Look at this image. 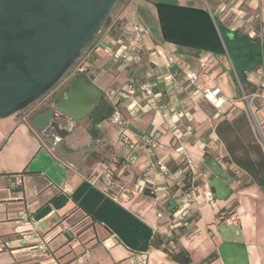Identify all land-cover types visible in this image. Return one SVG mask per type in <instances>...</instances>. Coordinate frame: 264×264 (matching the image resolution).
Returning <instances> with one entry per match:
<instances>
[{
	"label": "crops",
	"instance_id": "obj_1",
	"mask_svg": "<svg viewBox=\"0 0 264 264\" xmlns=\"http://www.w3.org/2000/svg\"><path fill=\"white\" fill-rule=\"evenodd\" d=\"M245 1L259 20L258 28L249 33L260 37L264 58V0ZM237 7L221 2L214 11L216 15L240 14L230 32L246 26L253 18L248 10ZM218 20L224 25L227 19ZM149 42L150 37L143 46L149 52L145 57L140 55L138 62L149 61L153 69L173 74L182 84L181 89L166 86L170 95L168 113L156 105L162 94L158 88L146 103L142 100L147 94L141 89L142 96L128 106L132 116L127 115L121 122V94L115 96L114 88H103L98 79L85 73L104 97V107L89 120V133L82 122L64 125L71 129L70 133L64 138L57 135L54 144H47L32 124L33 118L48 107L46 103L27 121L22 113L0 119V264H132L135 255L145 256L146 264H179L163 250L154 248L152 239L165 232L160 226L163 215L158 217V206L172 198L191 207V195L172 189L187 172L200 181L195 194L198 216L176 231L178 236L170 242L172 249H184L190 256L189 264H264V190L221 160L226 150L215 133L221 114L217 110L208 116L195 103L192 91L186 89L189 49L169 50L160 43H152L150 48ZM180 75L181 79L177 78ZM258 75V71L248 74V80L264 97V89H260L264 83ZM215 85L221 88L219 83ZM260 113L258 129L264 140ZM231 116L229 113L228 118ZM110 127L119 132L121 128L123 132L131 131L138 138L158 132L160 144L153 152L138 145L127 156L129 159L111 149L106 157L116 162L125 160L119 168L108 169L107 165L88 160V156H80L79 148L89 147L92 140L103 139L109 145ZM76 131L80 137L73 138ZM134 153L136 161L126 166ZM162 168L169 175L165 176ZM107 172H113L111 187L100 179ZM135 179L139 180L138 191L126 194L128 189L122 186ZM144 190L155 197L143 194ZM207 190L214 196L211 203L204 201ZM25 212L38 222L48 255L24 240L30 229L22 220ZM231 216L239 219V226L227 223ZM105 242L113 246L106 248Z\"/></svg>",
	"mask_w": 264,
	"mask_h": 264
},
{
	"label": "water",
	"instance_id": "obj_2",
	"mask_svg": "<svg viewBox=\"0 0 264 264\" xmlns=\"http://www.w3.org/2000/svg\"><path fill=\"white\" fill-rule=\"evenodd\" d=\"M120 0H0V119L17 115L48 95L109 27ZM162 39L175 47L227 55L217 22L207 9L153 4ZM99 88L85 73L33 118L38 130L70 128L55 117L92 121L104 106Z\"/></svg>",
	"mask_w": 264,
	"mask_h": 264
},
{
	"label": "rangeland",
	"instance_id": "obj_3",
	"mask_svg": "<svg viewBox=\"0 0 264 264\" xmlns=\"http://www.w3.org/2000/svg\"><path fill=\"white\" fill-rule=\"evenodd\" d=\"M166 3L171 5H180V6H190V7H197V8H203V9H211L215 11L218 4L221 2L223 3H230L232 7H237V9L240 10H248V4L245 0H120L116 7L114 8L112 14H111V23L109 26H111L110 31L107 32L112 40H118V39H126L130 32L129 28L131 27V24L138 20L142 25H144L150 32V41L149 46L150 48H153V44H164L169 50H180L179 47H175L173 45L167 44L163 41L161 32L159 29V24L156 16V11L153 6L154 3ZM249 15H252V20L249 21V23L239 28L241 30L242 34H250V29L258 28L259 26V20L257 16L253 13H251L248 10ZM217 18H226L227 20L224 22L223 27L229 30L230 27H234L237 19H240V14L230 12V13H222L217 15ZM223 38V36H222ZM153 43V44H152ZM226 45V44H225ZM241 46V45H237ZM227 47V45H226ZM115 49H117V46H115ZM91 49H88V53ZM149 50V49H147ZM147 52L145 49L142 50L140 55L142 57H145ZM190 52V58L187 59V65L190 71L197 72L200 77V84L202 85H208V84H217L219 83L221 85V89L228 99H233L236 104L237 108L235 110H230L229 112L232 114L231 117L236 116L240 114V112H245L250 120L251 126L254 130V133L257 138H259V135L256 131L255 122L251 115V112L248 109V103L243 100L242 91H241V85L238 81V77L236 75V72L234 70L233 63L236 61L234 59L230 58V56L227 55H214L209 53H200L198 54L195 50H189ZM82 58L83 62V68L84 72L86 74H91V76L95 79H98L99 83L103 88L111 87L114 88L117 92L115 96L120 95L121 98V122H123V119L127 118L129 116H132V112L128 110V106L131 105L139 96H142V86L147 83H156V88H158L159 92H161V97L159 98V102L156 100V105L163 110V112L168 113L169 108L168 104L170 103V95L166 92V84L164 81V74L165 70H155L153 69V65L149 61H142V63L139 62H125L122 61L119 58L110 57L108 54H106L104 51H100L97 54H91L89 58L86 57ZM205 59V66L202 67L200 64V60ZM237 63V62H236ZM251 64H248L247 62H242L238 67L248 69ZM153 69L150 73V69ZM73 69V68H72ZM218 69L219 72L214 73V71ZM264 69V68H261ZM73 70L70 69L68 75H66L65 78L58 84V85H66L68 79L71 77V73ZM226 73V74H223ZM181 73V72H180ZM179 73V74H180ZM260 75V74H259ZM258 75V76H259ZM159 78V79H158ZM177 78L181 79V75ZM55 89V88H54ZM52 90L49 94L53 93L55 90ZM188 92L192 91L191 87L186 88ZM264 89V88H260ZM260 90H258V93ZM187 92V93H188ZM247 95H251L250 92H245ZM48 94V95H49ZM47 96V95H46ZM178 96V95H177ZM152 96L146 95V98H143V102H147L150 100ZM196 104L200 106V108L208 115L213 116L214 113L217 112V108L213 106L212 104L208 103L202 98H198L195 101ZM250 106L252 107L254 111V118H258V113H260L262 110V120H264V97L260 95V97L249 99ZM240 106V107H238ZM30 108V107H29ZM28 108V109H29ZM26 109V110H28ZM191 110L193 111V108L191 107ZM228 112V113H229ZM221 114L219 119H225L228 117V115ZM224 117V118H223ZM221 119V120H222ZM55 120L60 123L62 126L66 125L68 127L73 126V124H79L73 123L70 119L66 118L65 116L58 115L55 117ZM85 123L87 127H85L87 133H89L88 128H90V121L89 119H84L80 121V123ZM121 128V132H119V129L115 127H110L108 129V143L103 139L99 140H92L89 147H81L79 148V154L80 156H83V158L88 156V160H94V162L102 163L104 165H107L108 169H111L113 166L116 167H123L125 162L124 159H121L116 162L114 159L106 157L105 154L112 150H115L117 152L118 156L121 157H129L131 155V145H127L123 142V135L129 138L130 140H135L138 138L135 136L131 131H125L123 132ZM193 132L195 130L193 129ZM206 131L205 133H207ZM39 135L43 138V140L49 144H54L55 138L52 137H45L40 132ZM80 137L79 131H76L73 135V138ZM160 143V142H159ZM223 158H221L222 160ZM130 165V162H127L125 165ZM128 172V171H127ZM112 178L113 172L111 173ZM193 176V175H192ZM186 178V173L184 177L182 176L180 180L178 181L179 185L173 184L172 189L175 191L177 189H181L184 194H189L191 197H189L188 202L189 205L191 204V207H186L185 201H176V199H170L171 203H166L162 206H158L157 210L158 212H161L163 217L160 221V226L162 230H165L164 234L162 235L166 240H172L175 241V238L178 236V233L176 231H180L184 227V223L189 222V220H195L198 216V203L195 199V194L198 193V189L193 188L192 186L195 183H198L199 179H194L189 184V187L186 188V191H184V179ZM102 182H104L103 178H100ZM138 179L132 180L129 183H125L122 187L124 189H128L126 194L133 195L134 192L138 191ZM114 182V179H113ZM172 197V195H171ZM184 200V199H183ZM193 205V206H192ZM169 249H172V246L167 245Z\"/></svg>",
	"mask_w": 264,
	"mask_h": 264
},
{
	"label": "built area",
	"instance_id": "obj_4",
	"mask_svg": "<svg viewBox=\"0 0 264 264\" xmlns=\"http://www.w3.org/2000/svg\"><path fill=\"white\" fill-rule=\"evenodd\" d=\"M207 10L211 13L214 19L217 18V15L213 10H211L210 8ZM110 28L111 26L104 28L100 32V34L97 35L95 41L85 49L86 54H87L86 57L89 58L91 54L93 55L97 54L98 52L102 50L106 54H108L110 57L119 58L125 62H138L140 60V53L142 52L143 46L145 45L144 43L145 39L148 38L150 35L149 30L144 25H142L138 20H135L131 24V27L129 28V31L131 32H130V35L126 39L121 38L118 40H112L110 35L107 33L110 31ZM115 46H117V49H115ZM88 49H91L89 53L87 52ZM82 58L80 57V59L72 67L73 69L71 68L73 72L71 73V77L70 79H68L66 85L64 84L58 85V87L54 89L55 91H57L59 88H62V89L65 88L73 81V79L78 74L84 72V68H83L84 61L82 60ZM205 61H206L205 59L200 60V64L202 67L205 66ZM258 74H260V77L263 79V83H264V69H260L258 71ZM185 76H186V81L188 82V87L192 88V98L194 100L198 98L204 99L208 103L215 106L218 109L219 114H224L230 110H235L237 108L236 102L233 99L226 98L222 89L219 88L218 86L214 84H208V85L200 84V77L197 72L187 71ZM164 81L168 88L169 87H172L173 89L182 88V84H180L176 80L173 74L167 73L164 76ZM155 87H156L155 83H147L142 86V91L146 93L147 95L152 96L153 90ZM241 91H242V96H243L242 98L244 101L248 103V109L251 112V115L254 119L256 131L259 135V138H258L259 142L262 144L264 148V140L261 138L260 133H259L258 121H257V118L255 120L254 111L249 103V99L260 97V94L258 92H255V93H252L251 95H247L242 90V88H241ZM53 93H51L50 95H52ZM156 97H159V96L157 95ZM47 100L48 98L45 96L42 99H40L38 102H36L34 105H32L28 110L23 111L22 112L23 120L27 121V119L30 118L36 112V110ZM123 142L127 145H131L132 150H136V147L140 145L141 147L147 149L149 152L150 151L153 152L160 144L159 143L160 135L158 132L151 133V134H143L142 136H140L139 138L135 140H130L129 138L123 135ZM136 158H137V154L134 153L131 156L129 162L133 163L134 161H136ZM162 171L165 176L169 175V171L166 168H162ZM171 178L173 180L178 179L177 176H172ZM103 180H104L103 183L107 187H111L113 185V178L111 176V172H107ZM204 201L206 203H211L214 201L213 193L210 190H207L205 192ZM21 216H22V220L24 224L30 228L29 233L25 234L24 240L26 242H33L41 254L45 256L48 255L49 254L48 246L42 236L38 222L32 219L29 213L27 212L23 213ZM158 217L161 218L162 214L158 213ZM227 223L234 225V226H239V219L236 216H231L228 219ZM104 246L106 248H110L113 246V244L110 242H105ZM0 251H2V249H0ZM131 262L132 264H146V257L143 255H135L131 258Z\"/></svg>",
	"mask_w": 264,
	"mask_h": 264
},
{
	"label": "trees",
	"instance_id": "obj_5",
	"mask_svg": "<svg viewBox=\"0 0 264 264\" xmlns=\"http://www.w3.org/2000/svg\"><path fill=\"white\" fill-rule=\"evenodd\" d=\"M215 20L223 36V40L227 45L230 58L233 59V62L234 59L236 60L233 66L242 90L244 92L248 91L250 94L258 92L259 88L249 82L248 74L264 68V58L262 55L263 45L260 37H251L250 34H242L239 28L230 32L223 27L218 18H215ZM237 45L241 46L239 47ZM179 49L181 50L183 48ZM197 53L200 54L203 52L197 51ZM242 62H247L251 65L248 69L238 67ZM228 112L224 114L229 115L230 112ZM215 133L226 150V156L222 161L228 165L235 166L239 172H243L248 177L247 181L249 183L256 184L264 190V148L256 137L247 114L240 112V114L233 116L231 119L228 117L222 119L217 124ZM192 180H194V176H192V173L187 172L183 182L184 191L189 187ZM199 184V182L195 183L192 187L197 188ZM143 194L155 197L149 194L147 190H144ZM192 221L194 220H189V222ZM170 242L172 240L165 241L162 235L156 234L152 239V246L156 249L163 250L173 261L179 264H189V254L184 249H169L167 245ZM211 259L212 257L208 261Z\"/></svg>",
	"mask_w": 264,
	"mask_h": 264
},
{
	"label": "flooded vegetation",
	"instance_id": "obj_6",
	"mask_svg": "<svg viewBox=\"0 0 264 264\" xmlns=\"http://www.w3.org/2000/svg\"><path fill=\"white\" fill-rule=\"evenodd\" d=\"M86 54V51L84 50L81 54V58L84 57V55ZM58 87V85L56 86ZM55 87V89H56ZM65 88H59L57 91H55L52 95H47L46 97L48 98V100L46 102H44L42 105H44L45 103L48 105V102H50L51 98L56 96V95H60L63 93V90ZM50 96V97H49ZM43 101V100H42ZM41 105V106H42ZM95 116V115H94ZM53 117H56V116H53ZM40 133L43 135V136H47V137H52V138H55L58 134H59V131L55 128V127H52L50 129H45V130H40Z\"/></svg>",
	"mask_w": 264,
	"mask_h": 264
}]
</instances>
